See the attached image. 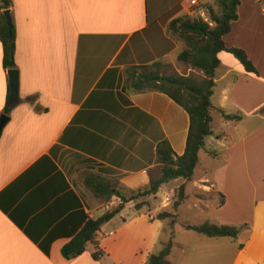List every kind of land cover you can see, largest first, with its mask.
<instances>
[{"label":"crops","instance_id":"0c3cea01","mask_svg":"<svg viewBox=\"0 0 264 264\" xmlns=\"http://www.w3.org/2000/svg\"><path fill=\"white\" fill-rule=\"evenodd\" d=\"M215 2L198 0L193 8L188 0H10L18 99L7 103L0 42V115L9 117L0 132V264H143L168 226L156 215L169 210L181 184L171 264H264V0H241L223 36L247 53L258 74L245 72L229 52L217 54L211 101L241 117L213 115V135L204 139L191 177L170 178L150 196L168 184L164 202L136 209L128 201L101 225L99 260L90 242L75 258L61 254L83 215L95 219L119 203L93 193L85 182L92 174L114 192L136 191L161 175L160 141L178 156L184 152L187 112L135 80L178 70L183 46L169 21L183 14L207 20L202 6ZM194 71L188 67L183 76ZM203 222L239 231L235 238L209 237L187 227Z\"/></svg>","mask_w":264,"mask_h":264},{"label":"trees","instance_id":"16d2710c","mask_svg":"<svg viewBox=\"0 0 264 264\" xmlns=\"http://www.w3.org/2000/svg\"><path fill=\"white\" fill-rule=\"evenodd\" d=\"M240 3L241 0H216L217 12L211 6H205L207 20H204L201 15H185L169 21V31L184 43V48L178 54L177 60L188 63L191 68L202 70L203 75L200 78L189 75H168L154 81L152 80L153 76L141 74L135 81L137 87L143 82L149 83L151 88L165 93L187 112L189 126L184 152L178 156L167 140L160 141L155 152L156 160L160 164L161 175L152 180L147 188L133 191L128 196L119 191L114 192L113 186L99 175L92 174L91 178L86 179V184L97 197L108 201L112 195H115L119 198V203L95 219L83 215L79 221V226L77 225L71 232L70 240L61 247V254L64 258L71 259L82 254L86 249V244L90 242L96 247L91 255L95 260H99L103 251L98 246L96 235L101 225L118 214L124 203L128 201H135V208L138 209L143 203L138 201L139 198L145 199L154 196L159 187L170 178L188 180L198 162V152L204 145V139L213 135L212 119L215 113L227 120L241 117L237 114L225 113L211 101L215 86V71L220 64L217 54L220 51L231 53L240 62L245 72L258 74L247 53L240 47L226 45L223 39V36L230 31L232 21L237 18ZM9 6L10 0H0V9L4 11ZM10 34L9 37L6 17L3 12H0L2 67L7 70L15 68L14 27L12 23ZM8 111L9 108L6 106L4 113H8ZM100 171L109 172L111 170L100 168ZM174 196L170 210L159 212L156 215L158 219L167 218L171 228L177 221L178 207L184 199V184L176 188ZM187 227L209 237L227 236L235 238L239 231V228L234 225H217L209 222L187 225ZM171 245V240L162 244L157 251L152 252L147 257L143 264H171L168 258Z\"/></svg>","mask_w":264,"mask_h":264},{"label":"rangeland","instance_id":"374dc122","mask_svg":"<svg viewBox=\"0 0 264 264\" xmlns=\"http://www.w3.org/2000/svg\"><path fill=\"white\" fill-rule=\"evenodd\" d=\"M205 4H203V6H202V9H203V11H204V13H205ZM207 6H210V5H207ZM212 7V6H211ZM216 12H217V5L215 4V6L214 7H212ZM185 15H187V14H183L182 16H185ZM189 16H193V15H189ZM195 16V15H194ZM205 16H206V13H205ZM212 24V23H211ZM169 30V29H168ZM170 32V31H169ZM170 34H172L171 32H170ZM175 36V35H174ZM176 39L182 44V46H183V48H184V43L181 41V40H179L177 37H176ZM177 65H178V67H177V69L179 70H176L174 67H172V68H169L168 70H165L164 72H163V74L162 75H159V73H153L154 75H152L153 77H152V80H154V81H157L160 77H162V76H168V75H181L180 73H182V75H186L187 74V68L188 67H190V65L188 64V63H186V62H182V61H179V60H177ZM195 71L194 72H190V74H189V76H191V77H194V78H200L202 75H203V73H202V70H200V69H195V68H193ZM261 69H263L264 70V64H262V67H261ZM156 77V78H155ZM218 114H216V117H215V120H216V122L218 121V120H221L220 119V117L218 116ZM221 116V115H220ZM221 123H215L214 125H215V127H217L218 125H220ZM221 126V125H220ZM242 127L241 128H239L238 130H236V131H234V134H237V133H241L242 131ZM241 131V132H240ZM238 135V134H237ZM264 154H261V156H263ZM218 162V161H217ZM217 162H213V166L215 165V163H217ZM217 164H219V163H217ZM156 170H157V172H158V174H160V166H157L156 167ZM175 182H177V181H175ZM169 187H170V185H168V184H164V186H163V188L161 189V190H159V193H158V197H156V198H154V197H146L145 199L144 198H139L138 199V201L139 202H143L142 204H144V203H150V202H154V203H159V202H164L165 200H166V198H164V200H163V196H164V194H165V191H168L169 192ZM175 191H176V189L174 190V192H173V195L170 197L171 198V200L169 201V210H170V208H171V206H172V204H173V202H174V198H175ZM131 192H133V191H125V194L128 196V195H130L131 194ZM190 214H194L192 211H190L189 212ZM176 223V222H175ZM174 226V225H173ZM173 227L171 228L170 226H169V222H168V226L166 227V228H164V233H162V237H161V240L157 243V250L162 246V244H164V243H166V242H168V240H171V244L173 243V240L175 239V241L177 240V237L175 238V235L173 236ZM177 236V235H176ZM171 248H172V245H171ZM156 250V251H157ZM174 250L176 251V249H175V246H174ZM155 252V251H154ZM170 252H171V249H170ZM170 255V254H169ZM169 255H168V258H169Z\"/></svg>","mask_w":264,"mask_h":264},{"label":"water","instance_id":"95a60500","mask_svg":"<svg viewBox=\"0 0 264 264\" xmlns=\"http://www.w3.org/2000/svg\"><path fill=\"white\" fill-rule=\"evenodd\" d=\"M3 13L6 17V22L8 25L9 37H10L11 18H10L9 10L6 9L3 11ZM9 45L11 44L9 43ZM7 77L9 83V98L7 103L9 106H12L18 99V70L16 68L7 70ZM8 120L9 117L6 114L0 115V132L2 128L5 126V124L8 122Z\"/></svg>","mask_w":264,"mask_h":264},{"label":"built area","instance_id":"2783aa9c","mask_svg":"<svg viewBox=\"0 0 264 264\" xmlns=\"http://www.w3.org/2000/svg\"><path fill=\"white\" fill-rule=\"evenodd\" d=\"M188 4L190 7L196 8L198 7V0H188ZM263 11H264V3H263Z\"/></svg>","mask_w":264,"mask_h":264}]
</instances>
